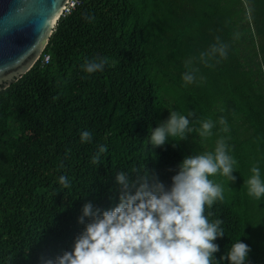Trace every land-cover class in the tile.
<instances>
[{
  "label": "trees",
  "instance_id": "trees-1",
  "mask_svg": "<svg viewBox=\"0 0 264 264\" xmlns=\"http://www.w3.org/2000/svg\"><path fill=\"white\" fill-rule=\"evenodd\" d=\"M217 38L227 58L202 64ZM96 58L107 59L104 69L83 71ZM192 68L196 81L186 84ZM172 110L191 113L196 130L175 147H154L150 128ZM209 119L216 127L202 137ZM85 130L92 138L81 143ZM220 136L237 170L235 181L210 177L225 196L205 210L223 221L213 256L229 264L220 258L241 239L253 245V264H264V198L249 196L247 184L253 166L264 174V0H81L60 16L36 64L0 89V264L55 261L89 221L79 222L85 204L119 203V172L168 188L178 163L213 151Z\"/></svg>",
  "mask_w": 264,
  "mask_h": 264
},
{
  "label": "clouds",
  "instance_id": "clouds-1",
  "mask_svg": "<svg viewBox=\"0 0 264 264\" xmlns=\"http://www.w3.org/2000/svg\"><path fill=\"white\" fill-rule=\"evenodd\" d=\"M85 19L91 22L94 17L89 15ZM227 55L228 45L217 38L216 43L200 53L199 60L211 66L210 60L226 59ZM106 63V58H96L81 67L92 74L102 71ZM186 63H191V58ZM196 72L198 69L192 68L182 79L186 84L194 83ZM190 116L191 113L170 111L166 121L150 128L148 141L154 147L165 143L175 147L188 132L196 130L190 127ZM219 124L223 125L224 132L228 131L224 117H220ZM214 127L216 122L211 119L201 121L199 135L211 136ZM91 138L90 131L81 132V143ZM105 151L106 146H101L92 163L99 164ZM236 164L226 137L220 136L213 151L185 156L178 163L179 170L168 188L159 182L149 185L146 179L134 183L125 172H119L116 180L124 188L119 203L103 211L91 203L85 204L79 222L84 223L85 217L90 219L75 237L71 250L44 264H219L213 256L219 251L214 241L225 236L223 221L210 220L211 213L206 215L205 210L206 206L211 208L217 201H223L225 196L223 186L210 177L220 174L228 181H235L232 173L237 170ZM251 173L247 180L248 194L260 200L264 198V174L258 166H253ZM59 182L65 188L70 186L66 176H60ZM252 248L250 243L238 239L220 260L229 264H253Z\"/></svg>",
  "mask_w": 264,
  "mask_h": 264
},
{
  "label": "water",
  "instance_id": "water-1",
  "mask_svg": "<svg viewBox=\"0 0 264 264\" xmlns=\"http://www.w3.org/2000/svg\"><path fill=\"white\" fill-rule=\"evenodd\" d=\"M68 0H0V89L40 59Z\"/></svg>",
  "mask_w": 264,
  "mask_h": 264
},
{
  "label": "built area",
  "instance_id": "built-area-1",
  "mask_svg": "<svg viewBox=\"0 0 264 264\" xmlns=\"http://www.w3.org/2000/svg\"><path fill=\"white\" fill-rule=\"evenodd\" d=\"M81 0H68L66 6L64 7L63 13L61 16H64L65 14H68L71 9H73ZM48 56H44V63L46 64L48 62Z\"/></svg>",
  "mask_w": 264,
  "mask_h": 264
}]
</instances>
